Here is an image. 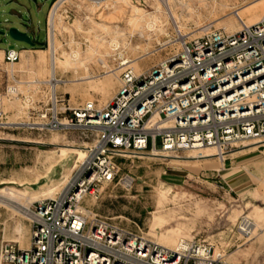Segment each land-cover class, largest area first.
<instances>
[{"label": "built area", "instance_id": "1", "mask_svg": "<svg viewBox=\"0 0 264 264\" xmlns=\"http://www.w3.org/2000/svg\"><path fill=\"white\" fill-rule=\"evenodd\" d=\"M108 3L52 0L45 17L48 74L27 76L24 67H12L0 88L1 128L19 123L6 119L4 98L19 102L16 116L31 118L25 121L29 128H82L91 134L72 183L34 202L27 211L28 244L5 243L4 259L7 264H230L209 242L180 238L174 245H163L144 235L138 223L124 225L81 201L85 193L120 177L119 157L206 146L225 153L239 142L264 144V14L233 31L209 25L135 72L124 40L92 32L90 40L81 41V29L70 28L72 11L75 18L80 10ZM61 19L58 28L55 20ZM68 34L72 43L91 51L83 60L85 67L114 73L117 86L100 105L92 98L71 103L69 95L57 89L68 80L54 72V59L62 54L59 46ZM78 52L69 50L71 55ZM19 58L20 47L3 49L2 60L10 66Z\"/></svg>", "mask_w": 264, "mask_h": 264}, {"label": "rangeland", "instance_id": "2", "mask_svg": "<svg viewBox=\"0 0 264 264\" xmlns=\"http://www.w3.org/2000/svg\"><path fill=\"white\" fill-rule=\"evenodd\" d=\"M51 2L0 0V20L6 18L8 25L21 30L28 28L29 35L35 33L33 45L0 35L2 47L28 48L25 56L11 66L1 59L0 52V87L12 67H24L27 76L48 74L45 17ZM12 9L16 13H11ZM238 10L245 23L255 22L264 13V0H109L104 7L78 11L75 18L72 11L69 24L72 29H81V41L83 37L90 40L92 32L124 40L125 53L138 72L166 55L183 38L204 33L209 25L227 31L237 29L240 21L234 11ZM88 11L92 15L86 18ZM254 13L258 16L253 17ZM229 19L235 23H229ZM55 23L60 28L64 22L61 19ZM63 39L66 43L59 46L62 54L54 59V72L68 80L57 89L68 94L71 103L92 98L102 104L117 86L115 77L102 86L107 70L85 67L83 60L91 51L86 52L85 44L72 43L69 34ZM69 50L79 52L74 56ZM1 107L7 120L19 121L13 128L0 127V264H7L5 243L19 247L28 244V209L35 201L72 183L91 134L82 128L41 132L28 127L25 121L31 118L16 116L18 101L2 98ZM253 141L239 142L220 153L223 161L218 154L194 157L219 152L212 146L201 153L185 149L119 157L120 177L85 193L81 205L114 216L127 226L138 223L144 235L163 245H174L179 238H195L222 251L230 264H262L264 144H251ZM245 220L255 223L254 231L243 230Z\"/></svg>", "mask_w": 264, "mask_h": 264}, {"label": "bare ground", "instance_id": "3", "mask_svg": "<svg viewBox=\"0 0 264 264\" xmlns=\"http://www.w3.org/2000/svg\"><path fill=\"white\" fill-rule=\"evenodd\" d=\"M167 4H169V2L167 1ZM256 8V7H255ZM255 8L253 9V10H255ZM256 10H257V8H256ZM255 12V11H254ZM264 14V13H263ZM263 14H261V16L263 15ZM234 15H235V17H236V19H238V21H240V23H242V22H244V20L242 19V15H241V12L238 10V11H234ZM256 16H258V14L257 13H254V15H253V17H256ZM261 16H258V18H260ZM256 20H258V19H256ZM237 21V20H236ZM254 21H255V19H254ZM234 22V20H231V19H229V23H233ZM235 23V22H234ZM90 56L92 55L91 53L89 54ZM76 56V55H75ZM84 78L85 77H87V76H83ZM83 77H81V78H83ZM114 77V73L112 72V71H107V73L105 74V76H104V79L102 80V86H105V85H107V84H109V82L112 80V78ZM258 141L259 140H254L253 142H250L251 144L252 143H258ZM249 143V144H250ZM246 146V145H245ZM250 146H255V144H253V145H250ZM208 148H210L209 146H206V147H203V148H200V149H197L196 151H198L199 153H201L202 152V150H205V149H208ZM215 153H206V154H200V155H195L194 157H208V156H210V155H214V154H218V158L220 159V160H222L223 161V155L222 154H220L218 151H214ZM150 154H159L158 152H149ZM167 156V155H166ZM175 157L174 158H177L178 156L177 155H174ZM242 228H243V230H245V231H247V232H252V231H254L255 230V223L254 222H250V221H248V220H245L243 223H242ZM180 239V238H179ZM178 239V240H179ZM177 240V241H178ZM176 241V242H177Z\"/></svg>", "mask_w": 264, "mask_h": 264}, {"label": "water", "instance_id": "4", "mask_svg": "<svg viewBox=\"0 0 264 264\" xmlns=\"http://www.w3.org/2000/svg\"><path fill=\"white\" fill-rule=\"evenodd\" d=\"M6 18L0 20V35H9L13 39L22 40L29 45H33V40L27 34L26 30H21L14 25H8Z\"/></svg>", "mask_w": 264, "mask_h": 264}, {"label": "crops", "instance_id": "5", "mask_svg": "<svg viewBox=\"0 0 264 264\" xmlns=\"http://www.w3.org/2000/svg\"><path fill=\"white\" fill-rule=\"evenodd\" d=\"M11 13H16V11L15 10H11L10 11ZM8 21V20H7ZM32 33H34V32H32ZM33 39H34V41L33 42H35V33H34V35H33ZM34 44V43H33ZM5 47H2V46H0V52H1V59H2V53H3V49H4ZM26 52H28V48L26 47V46H23V47H20V56H22V57H24L25 56V54H26ZM20 59V58H19ZM2 87V86H1ZM0 87V88H1Z\"/></svg>", "mask_w": 264, "mask_h": 264}]
</instances>
